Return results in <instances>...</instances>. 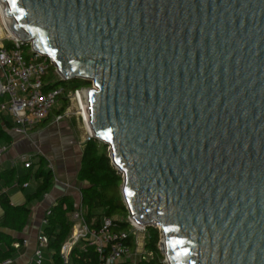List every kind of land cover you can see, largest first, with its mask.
Listing matches in <instances>:
<instances>
[{"label": "water", "instance_id": "95a60500", "mask_svg": "<svg viewBox=\"0 0 264 264\" xmlns=\"http://www.w3.org/2000/svg\"><path fill=\"white\" fill-rule=\"evenodd\" d=\"M62 80L167 264H264V0H0Z\"/></svg>", "mask_w": 264, "mask_h": 264}, {"label": "trees", "instance_id": "16d2710c", "mask_svg": "<svg viewBox=\"0 0 264 264\" xmlns=\"http://www.w3.org/2000/svg\"><path fill=\"white\" fill-rule=\"evenodd\" d=\"M55 77L57 79L45 78L46 88L56 87L66 81L56 75ZM72 81L79 85H74L72 89L90 84L82 79H72ZM60 98L62 99L60 104L53 108L55 113H61L66 104L65 97ZM11 126V118L0 114V146L12 141ZM76 179L80 188L82 214L90 227H98L104 215L112 216L118 229L129 227L125 221L128 212L121 194L122 175L112 164L105 143L95 138L84 141ZM30 182L34 183V186H29ZM24 183H27L26 187L23 186ZM52 184V171L42 156H34L28 167L22 163L21 166L10 164L0 168V205L3 209L0 216V262L16 255L17 250L13 243L21 241V238L12 235L10 231L21 232L25 228L31 211L30 202L41 199ZM14 189L25 191L24 204H11L10 193ZM49 209L47 223L42 227L48 239L43 250L42 264H63L60 249L71 233L73 226L71 213L75 209L71 195L60 196ZM145 232L147 236L144 249L149 253L145 257L142 256L136 264H166L158 248L160 231L155 226H146ZM129 243L133 248L135 247L132 237L129 238ZM100 262L94 247H88L84 251L79 244L72 248L68 264H100ZM129 263L132 262L123 260L117 264Z\"/></svg>", "mask_w": 264, "mask_h": 264}, {"label": "built area", "instance_id": "2783aa9c", "mask_svg": "<svg viewBox=\"0 0 264 264\" xmlns=\"http://www.w3.org/2000/svg\"><path fill=\"white\" fill-rule=\"evenodd\" d=\"M2 24V21H1ZM6 26V25H5ZM4 36L0 37V114L11 118V132L21 137L29 133L46 120L53 108L58 106L65 97L66 104L61 113L55 118L59 120L62 116L71 114L77 117L85 130L84 141L93 137L90 127L89 105L87 94L92 83L86 86L65 90L63 87L46 88V74L52 70L62 79L48 56L36 54L30 44L22 42L10 30V22L4 27ZM5 146H0V152ZM108 151V147H107ZM25 167L30 160L23 157ZM24 183L23 186H26ZM50 209L45 211L42 225L47 223ZM72 230L69 237L61 246L60 254L63 264H68L72 248L80 244L82 250L94 247L100 258V264H117L127 260L132 254L133 247L129 243L132 237L136 244L138 233L145 232V226L138 224L128 213L125 221L127 229H118L114 224V218L104 215L98 227H90L85 221L81 205L75 207L71 213ZM159 228V227H158ZM160 230V228H159ZM160 230V239H161ZM36 248L33 254L35 264H42L43 250L48 243L47 236L41 230L36 236ZM27 244V239L16 241L13 246L16 250ZM12 258H6L0 264H10Z\"/></svg>", "mask_w": 264, "mask_h": 264}, {"label": "crops", "instance_id": "0c3cea01", "mask_svg": "<svg viewBox=\"0 0 264 264\" xmlns=\"http://www.w3.org/2000/svg\"><path fill=\"white\" fill-rule=\"evenodd\" d=\"M56 114L51 113L28 136L21 137L12 133V141L4 145L5 148L0 152V168L10 164L21 166L23 157L31 161L34 156H42L53 174V184L50 189L41 199L30 202L31 211L25 228L21 232L10 231L21 240L27 239V244L17 250L10 264H35L33 254L37 245L36 236L43 227L42 218L45 211L60 196L71 195L74 207L81 203L76 175L80 167L85 130L74 115L67 114L57 120ZM29 186H34V183L30 182ZM25 200L24 190L14 189L10 193V201L13 205L24 204ZM2 213L3 209L0 205V216Z\"/></svg>", "mask_w": 264, "mask_h": 264}, {"label": "rangeland", "instance_id": "374dc122", "mask_svg": "<svg viewBox=\"0 0 264 264\" xmlns=\"http://www.w3.org/2000/svg\"><path fill=\"white\" fill-rule=\"evenodd\" d=\"M5 34L4 32V29L2 28V24H1V20H0V37H3ZM47 77H51L53 79H57L55 77V75L53 74V71L50 70L45 78ZM79 86L77 85L76 82L72 81V80H66L65 82H62V83H59L58 86L59 87H63L66 91L67 90H71L73 88V86ZM31 134V133H29ZM108 147V146H107ZM156 227V226H155ZM158 228V227H157ZM159 230V228H158ZM160 231V230H159ZM147 236V232H140L138 233V237H137V241H136V244H135V248L132 249V254L130 255V258L127 259L129 260L130 262H132L133 264H136V262L143 257L147 256L149 252H147L145 249H144V243H145V238ZM161 240V239H160ZM159 240V241H160ZM163 262H165V258H164V255H163V258H162ZM131 263V264H132ZM166 263V262H165ZM130 264V263H129ZM167 264V263H166Z\"/></svg>", "mask_w": 264, "mask_h": 264}, {"label": "bare ground", "instance_id": "6f19581e", "mask_svg": "<svg viewBox=\"0 0 264 264\" xmlns=\"http://www.w3.org/2000/svg\"><path fill=\"white\" fill-rule=\"evenodd\" d=\"M0 20L2 21V24H4V27H7V23L9 22V19L5 17V15L3 14V4L1 2H0Z\"/></svg>", "mask_w": 264, "mask_h": 264}]
</instances>
